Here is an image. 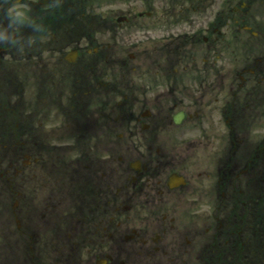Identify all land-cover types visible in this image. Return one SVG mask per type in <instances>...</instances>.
Returning <instances> with one entry per match:
<instances>
[{
  "label": "flooded vegetation",
  "instance_id": "1",
  "mask_svg": "<svg viewBox=\"0 0 264 264\" xmlns=\"http://www.w3.org/2000/svg\"><path fill=\"white\" fill-rule=\"evenodd\" d=\"M104 1L22 0L64 44L0 83V264H264V0L151 2L119 53L70 33Z\"/></svg>",
  "mask_w": 264,
  "mask_h": 264
},
{
  "label": "rangeland",
  "instance_id": "2",
  "mask_svg": "<svg viewBox=\"0 0 264 264\" xmlns=\"http://www.w3.org/2000/svg\"><path fill=\"white\" fill-rule=\"evenodd\" d=\"M161 1L166 0H105L103 3H99L98 5L94 4L92 10H85L86 16L90 13L94 12L95 14L98 12H103L105 16V21L101 22L98 18H95V16L91 17L86 20V27L84 30H81V28L77 25H75L76 22L73 18L72 20V29L71 34L72 38H80L81 44H87L86 47H89L92 41H94L96 44L98 43V38L101 42L104 41L105 43V50H110L112 53L114 52H121L124 50L125 52L127 50L132 49L131 42L134 41L137 37H144L146 33L144 32L143 27H132L130 24L122 23L121 25L117 23L116 17L121 14H128L130 17V22L133 21L134 18H140V22H145L146 18L138 17L137 13L142 10H146L149 7V3H157ZM170 1H177V0H170ZM77 17H79L78 11H76ZM83 18V17H82ZM132 23V22H131ZM57 28L59 29V25H57ZM28 29H26V32ZM102 31V32H101ZM80 33H84V37L81 36ZM60 36H55L52 38H47L46 40L38 43L36 46H34L33 50L37 49H48L49 46L45 44H52L53 46L57 47L58 44L62 45L64 44V40L59 41ZM88 38V39H86ZM90 42V43H89ZM51 46V45H50ZM5 47V51L1 53L0 57V83L3 84V88H9L10 83H16L18 82L19 73L26 71V68H28L27 65L22 66L23 64L19 61L18 55L19 52L13 50L10 47L7 46H1ZM54 48V47H53ZM90 48V47H89ZM4 49V48H3ZM14 53L12 55L10 53ZM29 72H32L30 70ZM0 84V88H1ZM2 90L0 91V98H1ZM18 156V154H16ZM0 165V184L2 176V170ZM2 177V178H1ZM1 188V187H0ZM0 193H2L0 191ZM248 227L251 231H253L254 228H256V222H251L248 220ZM249 257L252 259L251 264L256 263L257 258V252L256 250H249Z\"/></svg>",
  "mask_w": 264,
  "mask_h": 264
},
{
  "label": "clouds",
  "instance_id": "3",
  "mask_svg": "<svg viewBox=\"0 0 264 264\" xmlns=\"http://www.w3.org/2000/svg\"><path fill=\"white\" fill-rule=\"evenodd\" d=\"M62 0H53L50 7L60 6ZM0 46L23 53L47 39L48 28L22 0H0ZM25 29H28L26 32Z\"/></svg>",
  "mask_w": 264,
  "mask_h": 264
}]
</instances>
